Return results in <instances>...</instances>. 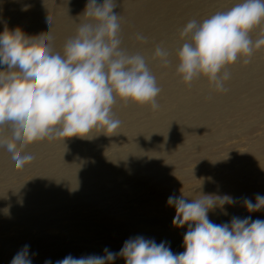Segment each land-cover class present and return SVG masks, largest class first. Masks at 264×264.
<instances>
[{
  "label": "rangeland",
  "instance_id": "rangeland-1",
  "mask_svg": "<svg viewBox=\"0 0 264 264\" xmlns=\"http://www.w3.org/2000/svg\"><path fill=\"white\" fill-rule=\"evenodd\" d=\"M239 2L116 0L122 46L146 57L162 89L159 108L117 98L113 112L122 123L116 132L35 142L24 151L36 158L22 169L0 148V264H10L24 245L30 246L32 264H56L69 254L104 255L105 247L118 253L137 236L182 253L188 225H173L175 207L167 203L182 192L190 200L203 191L232 197L235 204L209 211L214 223H230L232 217L264 220V209L249 212L243 206V198L255 203L256 194H264V46L250 63L240 57L227 66V92L216 91L203 76L189 87L176 73L175 50L182 46L186 23ZM87 3L0 0V34L17 28L29 37L47 33L50 15L51 47L63 55L66 40L89 20ZM262 34L264 23L250 33L253 40ZM157 45L172 53L168 66L153 57ZM234 174H240L236 181L247 195L227 188ZM111 264L125 260L117 256Z\"/></svg>",
  "mask_w": 264,
  "mask_h": 264
},
{
  "label": "clouds",
  "instance_id": "clouds-1",
  "mask_svg": "<svg viewBox=\"0 0 264 264\" xmlns=\"http://www.w3.org/2000/svg\"><path fill=\"white\" fill-rule=\"evenodd\" d=\"M117 6L116 0H88L84 16L89 20L66 40L63 55L51 47L50 15L47 33L29 37L17 28L0 34V65L6 66L0 71V148L11 155L16 169L35 160L24 151L35 142L89 138L93 130L116 132L122 123L113 112L117 98L159 108L162 89L146 57L122 46ZM262 23L264 0H241L202 21L189 20L180 30L182 46L175 50L181 82L190 87L203 76L216 91L227 92V66L240 57L250 63L254 51L264 46V34L255 40L250 35ZM136 39L148 40L142 34ZM171 54L157 45L153 57L168 66ZM167 203L175 207L173 225H188L182 253H173L166 242L137 236L118 253L105 247L104 255L69 254L56 264H111L117 256L125 264H264V220L232 217L230 223L217 224L208 218L216 207L235 204L232 197L201 194L189 200L182 192L169 196ZM243 206L249 212L264 209V195L256 194L255 203L243 198ZM29 247L24 245L10 264H32Z\"/></svg>",
  "mask_w": 264,
  "mask_h": 264
},
{
  "label": "bare ground",
  "instance_id": "bare-ground-1",
  "mask_svg": "<svg viewBox=\"0 0 264 264\" xmlns=\"http://www.w3.org/2000/svg\"><path fill=\"white\" fill-rule=\"evenodd\" d=\"M86 9V8H85ZM245 64V63H243ZM263 67V66H262ZM235 68V67H234ZM230 70V69H229ZM255 71V70H254ZM257 71V70H256ZM236 72V71H235ZM231 74V73H230ZM241 77V76H240ZM258 78V77H257ZM241 80V79H240ZM243 81V80H242ZM206 86V85H205ZM244 86V85H242ZM171 95V94H170ZM202 98V97H201ZM205 98V97H204ZM169 104H172V103H169ZM121 107V106H120ZM172 123V122H171ZM166 128V127H165ZM146 129V128H145ZM149 140V139H148ZM150 142V141H149ZM164 144V143H163ZM126 161V160H125ZM129 161V160H128ZM127 167V166H126ZM107 168V167H106ZM84 175V174H83ZM240 174H234L233 176L229 177L228 180H227V183H228V186L227 188L230 190L232 189L233 191H236L237 193H244L245 195H247V191H245L244 189H242L243 187H240L239 186V183H237L236 179L239 177ZM83 179V178H82ZM72 181V180H71ZM74 182V181H73ZM138 185V184H136ZM64 187V186H63ZM246 187V186H245ZM245 191V192H244ZM208 191H203L201 192L198 197L202 194V195H208L207 193ZM261 195H264V194H261ZM189 196V195H188ZM188 196H186V199H189ZM190 200V199H189Z\"/></svg>",
  "mask_w": 264,
  "mask_h": 264
}]
</instances>
